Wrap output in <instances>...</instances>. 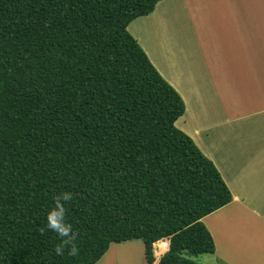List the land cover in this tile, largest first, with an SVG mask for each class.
Masks as SVG:
<instances>
[{
	"label": "trees",
	"instance_id": "16d2710c",
	"mask_svg": "<svg viewBox=\"0 0 264 264\" xmlns=\"http://www.w3.org/2000/svg\"><path fill=\"white\" fill-rule=\"evenodd\" d=\"M160 1L0 0V264H95L134 239L148 264L215 253L203 218L233 193L128 29ZM62 191L77 255L46 228Z\"/></svg>",
	"mask_w": 264,
	"mask_h": 264
},
{
	"label": "crops",
	"instance_id": "0c3cea01",
	"mask_svg": "<svg viewBox=\"0 0 264 264\" xmlns=\"http://www.w3.org/2000/svg\"><path fill=\"white\" fill-rule=\"evenodd\" d=\"M166 2L168 9L157 4L153 26L163 19L168 30L165 21L175 18L182 23L185 42L181 65H175L180 31L170 29L169 38L161 30L157 36V52L168 68L165 78L173 82L175 77L173 86L186 103L180 118L197 120V128L184 130L194 138L205 130L206 141L197 143L222 170L233 193L229 204L203 218L215 238L213 256L216 264H264V0ZM162 7L165 17L157 16ZM229 213L238 219L230 221Z\"/></svg>",
	"mask_w": 264,
	"mask_h": 264
},
{
	"label": "rangeland",
	"instance_id": "374dc122",
	"mask_svg": "<svg viewBox=\"0 0 264 264\" xmlns=\"http://www.w3.org/2000/svg\"><path fill=\"white\" fill-rule=\"evenodd\" d=\"M166 1L167 0H161V3L165 7V9H168L167 6H165V4H167ZM164 7L161 8L159 13L157 12V16L158 15L159 16L164 15V10H165ZM154 13H155V11H153L150 14L140 16L139 18L135 19L133 22H131L128 29L137 38L139 43L142 45V47L144 48V50L146 51V53L150 57L153 64L159 69L161 74L165 77L164 70H167L168 68H166V69L164 68L166 66L164 65L163 58L157 52V45H159V39L157 38V36H159L161 34V30L166 31L167 32L166 34L168 35L169 38H170L169 34L171 33V30H173L174 33H176V29H178L180 31V33H179L180 37L178 38L180 40V43L179 44L175 43L177 48L180 49L179 50V56L176 57V59H178V62L175 61V65H176V63L181 65V61L179 62V57L181 55V48H183V44L185 42V40L183 41V38H182L183 34H185V33L181 32L182 31L181 27H183L182 23H180L175 18H170V19L167 18L168 24H167V20L165 21V25L168 27V30L166 29V27L163 24V19H161L160 23L156 27H154L153 26L154 21L156 20V17L152 15ZM164 17H165V15H164ZM174 26L176 28H174ZM154 29H157L159 32L157 34H155ZM188 32H189V29H187V33ZM138 38H140V39H138ZM171 72H172V70L170 69V74H169L170 79L173 78V76L171 75ZM168 81L171 82L169 79H168ZM171 84L175 85V77H174V81L171 82ZM191 116L192 115L185 116L183 119L180 118L179 120H177V123H176L177 126L179 128H182V129L186 128L189 131L197 128V127H195L197 120ZM198 129H199V127H198ZM200 129H201V127H200ZM204 131L200 130L198 132V134H195L196 138H194L192 135L191 136L198 143L200 142L199 140H201V142H204V141H206L205 135H208ZM197 138H199L198 141H197ZM239 153L240 152L238 151L237 155H239ZM220 171H222V170L220 169ZM252 172H255V169H253ZM239 186H240V183H238L236 187H239ZM233 214L234 213H229L226 215V217L230 221L235 222V220H237L239 216H236ZM233 245L237 246V244L234 241L232 242L231 247H232V249H235V247ZM223 248L224 247L221 246V251L223 250ZM227 249H228V252H230L231 248L228 247ZM155 252H156V255H158L157 259H159L160 255L164 252V249L156 247ZM234 252L235 251H232V253H229V254L234 255L233 254ZM214 254L215 253H207V254L205 253V254H202L199 256H193V258L200 260L203 264H216V262H219V260L215 259V257L213 256ZM219 259H222V258L219 257ZM232 259H234V258L232 257ZM238 261H240V260H238ZM242 262H244V260ZM95 264H148L146 257H145L144 242L142 239H134V240H127V241H122V242H114L111 244L110 248L103 255V257L98 262H96Z\"/></svg>",
	"mask_w": 264,
	"mask_h": 264
},
{
	"label": "clouds",
	"instance_id": "9594fccd",
	"mask_svg": "<svg viewBox=\"0 0 264 264\" xmlns=\"http://www.w3.org/2000/svg\"><path fill=\"white\" fill-rule=\"evenodd\" d=\"M72 198L73 194L69 191L58 193L53 198L54 205L46 213V228L51 229L62 238L61 243L56 247V253L58 255L64 253L66 246H68V253L70 255H77L79 253V246L76 242V233L73 230V225L67 221L66 202L70 201ZM44 230L45 228H41V231ZM154 247L156 248L155 245Z\"/></svg>",
	"mask_w": 264,
	"mask_h": 264
},
{
	"label": "built area",
	"instance_id": "2783aa9c",
	"mask_svg": "<svg viewBox=\"0 0 264 264\" xmlns=\"http://www.w3.org/2000/svg\"><path fill=\"white\" fill-rule=\"evenodd\" d=\"M154 245L166 251L169 249V240H160L158 242H155Z\"/></svg>",
	"mask_w": 264,
	"mask_h": 264
},
{
	"label": "bare ground",
	"instance_id": "6f19581e",
	"mask_svg": "<svg viewBox=\"0 0 264 264\" xmlns=\"http://www.w3.org/2000/svg\"><path fill=\"white\" fill-rule=\"evenodd\" d=\"M243 261V260H242Z\"/></svg>",
	"mask_w": 264,
	"mask_h": 264
}]
</instances>
